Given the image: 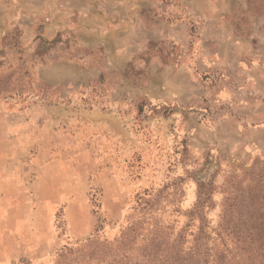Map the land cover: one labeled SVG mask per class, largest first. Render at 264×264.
Instances as JSON below:
<instances>
[{
	"label": "rangeland",
	"instance_id": "374dc122",
	"mask_svg": "<svg viewBox=\"0 0 264 264\" xmlns=\"http://www.w3.org/2000/svg\"><path fill=\"white\" fill-rule=\"evenodd\" d=\"M3 177L0 264H214L264 219V0H0Z\"/></svg>",
	"mask_w": 264,
	"mask_h": 264
},
{
	"label": "trees",
	"instance_id": "16d2710c",
	"mask_svg": "<svg viewBox=\"0 0 264 264\" xmlns=\"http://www.w3.org/2000/svg\"><path fill=\"white\" fill-rule=\"evenodd\" d=\"M208 228L206 223L200 226L208 236L203 239H211ZM213 232L217 242L213 247L214 264H264V219H223ZM201 245L204 246L203 241Z\"/></svg>",
	"mask_w": 264,
	"mask_h": 264
},
{
	"label": "crops",
	"instance_id": "0c3cea01",
	"mask_svg": "<svg viewBox=\"0 0 264 264\" xmlns=\"http://www.w3.org/2000/svg\"><path fill=\"white\" fill-rule=\"evenodd\" d=\"M5 177V176H4ZM2 178L3 180H0V183H2V182H4V183H11L12 182V180L14 179L15 181L17 180V179H15L14 177L13 178H8V179H6V178ZM17 182H18V180H17Z\"/></svg>",
	"mask_w": 264,
	"mask_h": 264
}]
</instances>
